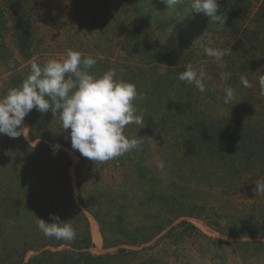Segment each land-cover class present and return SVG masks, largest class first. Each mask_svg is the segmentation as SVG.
<instances>
[{
  "label": "rangeland",
  "instance_id": "1",
  "mask_svg": "<svg viewBox=\"0 0 264 264\" xmlns=\"http://www.w3.org/2000/svg\"><path fill=\"white\" fill-rule=\"evenodd\" d=\"M80 1L82 4L76 5ZM250 1L249 18L257 17L263 0ZM103 2L105 0H12L15 5L9 6L8 0H0V97L16 87L15 82L20 78H26L34 60L43 63L50 58L59 59L71 48L85 56L103 57L98 60L101 66H106L108 61L112 67L129 66L134 64L133 49L137 43L145 48V44H158L156 41H159L163 51L170 36L177 34H173V27L167 26L175 23L177 17L175 3L169 0H109L105 7ZM20 3L27 8V27L31 35L24 50L15 23L14 10ZM219 3L224 5L225 1L219 0ZM225 10L227 13L231 8ZM217 30V45L232 50L235 39L232 27ZM194 36L197 37L189 43L198 59L204 41L200 34L194 33ZM257 76H247L253 85L247 89L259 97ZM242 94L250 101L255 100L249 98L245 90ZM255 103L240 104L231 111L239 115L246 113L250 109L248 105L264 110V103ZM131 126L135 132L149 134L146 127ZM22 127H25L24 135L18 138L0 134V182L9 180L17 174L18 167L21 168L20 150L24 144L34 147L45 142L31 138L32 125L25 118ZM49 130L61 134L71 145L70 129L63 131L59 116L52 117ZM46 144L57 145L49 141ZM63 145L61 148L69 152L73 160L69 173L74 197L78 198L81 193L78 208L88 218L94 245L88 250L71 246L81 244L78 238L82 225L67 218L76 230V238L64 241L59 248H48L87 252L96 258L117 255L123 250L125 254L133 252L107 260L111 263L85 258L77 263L73 255L66 264H264V236L250 237L240 232L243 230L241 224L259 225V217L264 216V194L256 195L252 190L260 177L247 175L244 180L237 179L235 187H230L227 183H211L213 172L198 180L199 174L190 175L183 169L184 175L176 177V183L172 184L168 172H172L170 168L175 162L166 156L168 151L158 153V144L152 150L151 161L155 170L151 175L159 180L155 183L139 179L126 154L96 164L71 146ZM160 162L164 163L163 169L157 167ZM213 222L220 228L237 230L238 234L226 233L213 226ZM126 236L139 240L147 238V241L133 244ZM38 252L29 250L25 262Z\"/></svg>",
  "mask_w": 264,
  "mask_h": 264
},
{
  "label": "trees",
  "instance_id": "2",
  "mask_svg": "<svg viewBox=\"0 0 264 264\" xmlns=\"http://www.w3.org/2000/svg\"><path fill=\"white\" fill-rule=\"evenodd\" d=\"M107 1L109 0L103 2L104 7ZM222 1H225V4H220L218 14L224 16V24L213 22L210 17L197 12L192 7L191 0H184V3L177 0L175 23L167 22L169 28L173 27V34H177L170 36L163 51L159 41H156L158 44H145V48L137 43L133 49L134 64L112 67L109 61L106 66L97 62L91 69L97 74L116 69L120 78L135 83L138 92L144 96V99L137 103V108L138 112L143 113L144 128H148L149 134L133 131L131 124L127 126L129 130L125 129L129 138L143 139L141 150L126 153L141 180L159 183V180L151 175L155 174L151 165L152 150L158 144L161 148L158 147V153L168 151L166 156L172 157L175 162L170 168L172 172H168L172 184L176 183V177L184 175L183 169L190 175L199 174L198 180L213 172L215 175L211 176V183H227L230 187H235L237 179L244 180L247 175L264 178V110L248 105L250 109L246 113L239 115L231 111L234 106L240 104L243 106L245 103H264L260 88L257 97L252 91L242 87L239 81L242 74L249 77L258 75L257 79L264 75V17L261 16L264 15V0L258 9L257 17L251 18L250 0ZM8 2L9 6L15 5L12 0ZM79 3L82 4V1L76 5H80ZM20 4V7L14 10L15 23L21 49L24 50L31 40V35L27 27V8L24 9L23 4ZM226 8L231 10L226 13ZM229 26L235 34L232 50L229 51L230 55L218 63L205 54L204 48H222L215 40L217 29ZM194 33L200 34L204 41L203 50L200 54L197 52L200 56L198 59L189 43L197 37ZM177 35L178 38H174ZM188 63H192L197 69L204 67L207 75L206 92L202 93L178 79L179 73L185 70ZM20 79L15 82L18 84L16 87L24 80ZM221 81L223 84H219ZM228 86L237 89L238 102H234V105L223 103L222 90ZM244 90L249 98L256 101L245 97L246 102L242 94ZM53 116L51 109L47 113H41L33 108L25 117L32 125L31 138L45 142L31 147L21 140L26 143L20 150L23 159L21 168L18 167L19 170L12 179L0 182V264H66L67 259H72L73 255V261L77 263L83 258L111 263L107 260L112 261L120 256L132 254L133 252L125 254L123 250L117 255L108 254L96 258L87 252L81 254L71 250H52L50 248H59L64 241L45 237L39 231L38 221L43 219L51 223L50 214H56L61 221L72 224L71 220H74L76 224L82 225V234L78 238L81 244L71 246L88 250L94 245L88 218L78 208L77 200L82 199L81 193L78 198L74 197L69 173L73 160L69 152L61 148L63 144L66 147L71 145L61 134L49 130ZM46 141L59 145L60 150L54 154V145L46 144ZM153 143L156 146L152 145ZM77 176L80 178L79 172ZM214 223L216 222L212 223L213 226L226 233L238 234L237 230L235 232L223 229ZM241 225V234L250 237L264 236L262 215L259 217V225ZM126 238L133 244L147 241V238ZM29 250L39 252L25 262Z\"/></svg>",
  "mask_w": 264,
  "mask_h": 264
},
{
  "label": "clouds",
  "instance_id": "3",
  "mask_svg": "<svg viewBox=\"0 0 264 264\" xmlns=\"http://www.w3.org/2000/svg\"><path fill=\"white\" fill-rule=\"evenodd\" d=\"M176 2L169 0V3ZM179 2L184 3V0ZM191 3L197 12L210 17L213 22L225 23L224 16L218 14L219 0H191ZM204 52L218 63L230 55L228 50L219 47H205ZM102 59L69 48L62 58H50L43 63L34 60L22 83L0 97V134L18 138L24 135V118L33 108L41 113L51 109L54 116H59L63 131L70 129L72 148L96 164L141 150L143 139L129 138L125 129L130 124L140 126V129L145 126L143 113L137 108L144 96L138 92L135 83L123 80L114 69L102 74L92 72ZM178 79L202 93L207 91L203 66L197 69L188 63ZM239 81L244 88L253 86L246 75H240ZM258 84L260 94L264 95V75L259 76ZM222 91L223 103L234 105L238 102L236 88L228 86ZM59 150V145L53 146L54 154ZM157 167L163 169L164 163H158ZM252 190L256 195L264 194V178L257 179ZM50 215L51 223L43 219L38 221L39 231L45 237L73 241L77 235L73 225L61 221L56 214Z\"/></svg>",
  "mask_w": 264,
  "mask_h": 264
}]
</instances>
